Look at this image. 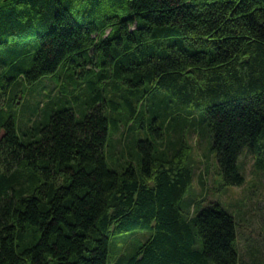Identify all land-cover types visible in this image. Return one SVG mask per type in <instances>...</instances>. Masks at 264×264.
<instances>
[{"label": "trees", "instance_id": "16d2710c", "mask_svg": "<svg viewBox=\"0 0 264 264\" xmlns=\"http://www.w3.org/2000/svg\"><path fill=\"white\" fill-rule=\"evenodd\" d=\"M46 77L57 109L19 130ZM194 136L226 186L247 149L264 172V0H0V264H110L135 232L128 264H244L230 213L182 208Z\"/></svg>", "mask_w": 264, "mask_h": 264}, {"label": "rangeland", "instance_id": "374dc122", "mask_svg": "<svg viewBox=\"0 0 264 264\" xmlns=\"http://www.w3.org/2000/svg\"><path fill=\"white\" fill-rule=\"evenodd\" d=\"M16 91L22 92L15 109L19 130L47 123L52 111L57 109L56 98L63 93L57 87V79L50 77L42 78L32 86L22 83ZM71 101L78 108L79 101ZM195 113L200 115L201 112ZM191 146L188 164L194 171V180L182 208L188 211L191 207L192 212L197 202H202L204 207L211 203L219 204L236 220L241 260L244 264H264V172L256 170L254 155L247 149L239 160L246 183L242 187H229L223 182L216 154L210 151L208 142L204 140L199 144L194 136ZM139 236L143 237L145 233H126L113 238L110 243V264H128Z\"/></svg>", "mask_w": 264, "mask_h": 264}]
</instances>
